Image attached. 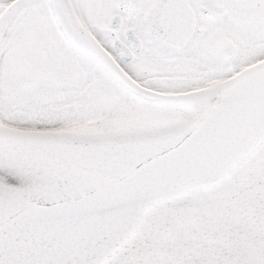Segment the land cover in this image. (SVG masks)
I'll return each instance as SVG.
<instances>
[{"label": "snow or ice", "instance_id": "1", "mask_svg": "<svg viewBox=\"0 0 264 264\" xmlns=\"http://www.w3.org/2000/svg\"><path fill=\"white\" fill-rule=\"evenodd\" d=\"M0 264H264V0H0Z\"/></svg>", "mask_w": 264, "mask_h": 264}]
</instances>
